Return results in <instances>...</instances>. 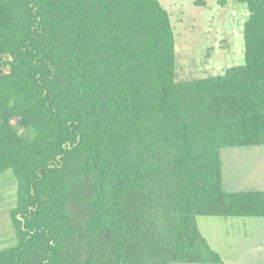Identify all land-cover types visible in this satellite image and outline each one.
<instances>
[{"label":"trees","instance_id":"1","mask_svg":"<svg viewBox=\"0 0 264 264\" xmlns=\"http://www.w3.org/2000/svg\"><path fill=\"white\" fill-rule=\"evenodd\" d=\"M235 1L245 64L180 80L160 0H0V264H229L197 219L264 218L223 184V150L264 147V0Z\"/></svg>","mask_w":264,"mask_h":264},{"label":"rangeland","instance_id":"2","mask_svg":"<svg viewBox=\"0 0 264 264\" xmlns=\"http://www.w3.org/2000/svg\"><path fill=\"white\" fill-rule=\"evenodd\" d=\"M160 2L171 16L180 80L222 75L228 68L245 64L246 5L235 0ZM221 156L226 192H264V147L225 149ZM16 190L10 172L0 177V250L16 242L10 219ZM197 222L224 262L264 264V218L199 217Z\"/></svg>","mask_w":264,"mask_h":264},{"label":"crops","instance_id":"3","mask_svg":"<svg viewBox=\"0 0 264 264\" xmlns=\"http://www.w3.org/2000/svg\"><path fill=\"white\" fill-rule=\"evenodd\" d=\"M209 242V241H208ZM225 263H229V264H243L241 262H237V261H226Z\"/></svg>","mask_w":264,"mask_h":264}]
</instances>
